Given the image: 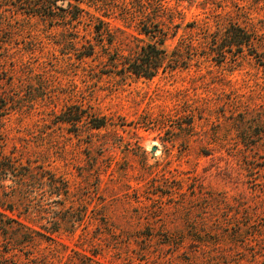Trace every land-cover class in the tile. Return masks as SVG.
<instances>
[{"label": "rangeland", "instance_id": "1", "mask_svg": "<svg viewBox=\"0 0 264 264\" xmlns=\"http://www.w3.org/2000/svg\"><path fill=\"white\" fill-rule=\"evenodd\" d=\"M32 12L0 0V152L69 193L58 204L29 183L40 218L6 201L18 190L4 182L0 264H264V3L58 0L45 10L55 20ZM232 23L257 31L255 50L220 63L211 45ZM145 24L171 28L170 57L181 47L152 79L113 67L155 41Z\"/></svg>", "mask_w": 264, "mask_h": 264}, {"label": "trees", "instance_id": "2", "mask_svg": "<svg viewBox=\"0 0 264 264\" xmlns=\"http://www.w3.org/2000/svg\"><path fill=\"white\" fill-rule=\"evenodd\" d=\"M58 0H30V9L33 10V12L30 15L40 16V17H49L52 20H55L57 18L50 17L47 14H45L46 9H52L53 6L57 3ZM263 2L264 0H257L258 2ZM75 9L79 11V14L73 15L74 19H79V15L84 13L85 10L81 9V6H75ZM155 16H160V11L169 14L170 9L169 7H165L164 5L161 7L155 8ZM158 9V11H157ZM143 10V8H142ZM157 11V12H156ZM144 13V12H140ZM179 15H183L182 12H179ZM145 16V14H143ZM146 18L148 17L145 16ZM95 17L93 16V19ZM99 21V26L96 28V33H103V28L106 30V26L109 25V23L104 22L103 20H100L99 18H95ZM171 19V18H169ZM102 27V28H101ZM181 24H178L175 26V28L180 29ZM142 31L145 35L151 36L155 41L145 44L141 46L138 50H136L133 54L128 56H122L118 55V58L116 59V63L114 69L120 68V73L125 74L129 73L131 75H135L136 77H143L147 79H152L155 76L159 74L160 71H164L165 69L170 67V64H175L176 61H179V54H180V48L177 49V54L172 55L170 57L168 51L165 48V44L167 41V37L171 31V28L166 27L159 28L158 26H155L153 30H151L150 24H145L143 26ZM257 31L250 32L247 30V28L237 24L232 23L230 24V27L225 32V35L223 34L222 37L219 38L217 42H213L214 44L211 45L212 55L215 57H221V60L218 62L222 63L227 59L228 55L233 56V58H239L241 55L244 54L245 50L253 51L255 50V45L257 41L256 34ZM225 42L224 45L220 42ZM205 44V43H204ZM204 44H200L201 46ZM192 45H188L187 47H195ZM210 49V42H207L205 44ZM203 47V46H202ZM86 52L83 53V56L89 57L93 56L95 53V47L92 44H89V46L86 47ZM255 53V52H254ZM254 55V54H253ZM257 57V56H256ZM258 63L264 68V52L261 53V55L258 58ZM60 119L63 122H71L72 124H79L83 117L80 114H77L75 118H68L65 116V114L60 115ZM106 122L104 120H99L98 123L95 124L93 128L100 129L102 127H105ZM48 174V175H47ZM12 177V178H11ZM10 179L13 181V183L16 185V189L18 190L15 195L8 196L5 198L6 201L9 199L11 201H18L21 206H27L28 208H32V213H37L36 216H39L42 218L45 215V208L43 207H36L35 206V198L37 197V194H33V190L29 189L30 184H37V185H43L47 186L49 190L47 192L49 193L50 198H56V203L61 204L64 203L66 200V197L69 193V188L67 186V183L63 179H58L55 177L54 174H50L47 171H41L36 172L34 169H26V167H23V163L20 162L18 158L7 156L3 154V152H0V192L4 193L6 190V186L4 182ZM49 181V182H48ZM45 189V188H43ZM4 199H0V204L5 205L3 203ZM3 207V206H2ZM6 207V206H4ZM12 209V208H10ZM11 211V210H10ZM55 214V212H54ZM1 216L4 217L3 213H0ZM6 217V216H5ZM2 224H0V231L6 227L7 221L5 219H1ZM73 226H75V222H71ZM52 227L51 228H45L50 235H53L55 232H59L63 228V224L59 218L53 219L51 222ZM70 225V224H69ZM44 238H47L44 234H39ZM50 239V238H48Z\"/></svg>", "mask_w": 264, "mask_h": 264}, {"label": "water", "instance_id": "3", "mask_svg": "<svg viewBox=\"0 0 264 264\" xmlns=\"http://www.w3.org/2000/svg\"><path fill=\"white\" fill-rule=\"evenodd\" d=\"M157 148H154V151H156Z\"/></svg>", "mask_w": 264, "mask_h": 264}]
</instances>
